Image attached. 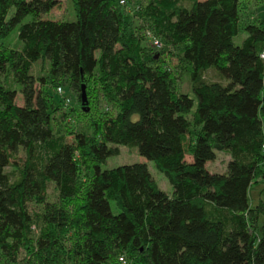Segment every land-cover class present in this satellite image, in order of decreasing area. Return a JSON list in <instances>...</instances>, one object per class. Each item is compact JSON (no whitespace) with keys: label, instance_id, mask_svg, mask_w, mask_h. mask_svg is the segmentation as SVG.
I'll list each match as a JSON object with an SVG mask.
<instances>
[{"label":"trees","instance_id":"obj_1","mask_svg":"<svg viewBox=\"0 0 264 264\" xmlns=\"http://www.w3.org/2000/svg\"><path fill=\"white\" fill-rule=\"evenodd\" d=\"M119 1L71 0L68 21L45 18L61 0H0V264H264V200L249 204L264 183V18L242 26L243 0ZM172 56L191 67L195 110ZM56 113L91 132L66 141ZM119 145L172 192L144 162L101 170ZM215 150L225 172L206 168Z\"/></svg>","mask_w":264,"mask_h":264},{"label":"rangeland","instance_id":"obj_2","mask_svg":"<svg viewBox=\"0 0 264 264\" xmlns=\"http://www.w3.org/2000/svg\"><path fill=\"white\" fill-rule=\"evenodd\" d=\"M184 4V3H183ZM186 5V3L184 4ZM260 15L264 18V1L261 4H257L256 0H243L242 3H240V16H241V25H245L248 22H252L256 15ZM45 18L53 19V20H73L74 19V10L72 7L71 0H61V5L58 7V9L52 10L49 14L45 16ZM147 28V27H146ZM244 37V31L240 30L239 35L234 39V42L236 44H239L242 38ZM149 40H146L149 47H155L152 45ZM161 46V45H160ZM169 50H172L170 52H175L173 48H168ZM169 66L171 69H173L174 74L176 76V86L178 91L181 93L188 94L194 101L192 110H195L197 106V96L194 94L191 85H190V65H187L182 62L178 63L175 56H172L169 61ZM206 77L216 80L217 76L213 69H209L206 72ZM64 90V96L70 97V104L69 106L73 107H79L78 102L75 98V95L72 91L69 90L68 86H65L63 88ZM58 92V91H57ZM63 96V95H62ZM57 98V97H56ZM18 104H22L21 96L17 98L16 101ZM83 107V106H81ZM103 109H107V106L104 104L102 105ZM81 109V108H80ZM55 128L57 132H61V134L64 135V138L66 141H71L73 136L69 134V130L73 129L75 131H85V133H90L91 128L87 127L85 125V119L81 118H75L73 115L71 117L65 116L60 117V113L55 114ZM68 127V130L66 129ZM120 153L115 156L108 157L104 162L100 164V169H111L119 165L123 164H131L135 162H144L147 164L148 170L150 171L151 175L153 176L154 180L165 192L171 193L172 187L170 183L167 181L165 176L158 171L153 162L146 159L145 157L141 156L137 148L135 147H128L125 145H119ZM25 159V153L23 151L18 152L17 160L19 163H22V161ZM230 160V155L221 150H215V159L212 161H208L206 163V168L211 173H222L226 171V166L228 161ZM8 171H12V168L9 167ZM48 199L49 200H55L56 198V192L53 188V185L50 184L48 186ZM260 200H264V183L261 182L259 179L255 181V183L252 184L250 191H249V204L251 207H254L258 204ZM114 210H116L115 205L112 204ZM29 210L31 212H37L40 210V206H36L35 204L30 203L29 204ZM264 223V216L258 217V226L261 227V225ZM38 231L37 224L35 227V230L33 231L34 234H36ZM24 252L22 251L20 253V258H23Z\"/></svg>","mask_w":264,"mask_h":264},{"label":"built area","instance_id":"obj_3","mask_svg":"<svg viewBox=\"0 0 264 264\" xmlns=\"http://www.w3.org/2000/svg\"><path fill=\"white\" fill-rule=\"evenodd\" d=\"M119 2L122 5H127L125 0H120ZM146 35L152 45L160 46L159 40L151 33V31H147ZM260 57L264 59V51L260 54ZM58 92H60V88H58ZM262 150L264 152V144L262 145ZM118 261L120 264H133L132 262L128 261L124 256H119Z\"/></svg>","mask_w":264,"mask_h":264},{"label":"water","instance_id":"obj_4","mask_svg":"<svg viewBox=\"0 0 264 264\" xmlns=\"http://www.w3.org/2000/svg\"><path fill=\"white\" fill-rule=\"evenodd\" d=\"M80 100H81L82 106L85 107L86 104H87V100H86V95H85V92H84V86H82Z\"/></svg>","mask_w":264,"mask_h":264}]
</instances>
